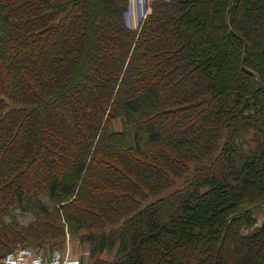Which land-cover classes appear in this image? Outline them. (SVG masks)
<instances>
[{
  "label": "trees",
  "instance_id": "16d2710c",
  "mask_svg": "<svg viewBox=\"0 0 264 264\" xmlns=\"http://www.w3.org/2000/svg\"><path fill=\"white\" fill-rule=\"evenodd\" d=\"M129 11L0 0V264H264V0Z\"/></svg>",
  "mask_w": 264,
  "mask_h": 264
},
{
  "label": "rangeland",
  "instance_id": "374dc122",
  "mask_svg": "<svg viewBox=\"0 0 264 264\" xmlns=\"http://www.w3.org/2000/svg\"><path fill=\"white\" fill-rule=\"evenodd\" d=\"M152 1L153 0H148L146 3L144 2V3L140 4L141 7H140V9L138 8L139 12H138L137 16L136 17H134V16L130 17V20L128 22L130 27H132L134 29H137L139 27L141 19H143V17H144L143 13L146 14V9L148 10L147 13L149 12L150 3ZM129 15H131V6H130ZM213 52H215V51H213ZM114 125H115V128L117 130L122 129V122L120 119L115 120ZM176 187L173 188L172 190H170L169 192H172L173 190H175ZM168 193L166 192V193L162 194L161 196L166 195ZM153 199H154V197H152L150 200L152 201ZM32 218H33V215L28 213V214H24V216L21 217L20 220L23 223H28L29 221L32 220ZM30 247L33 249H36L35 247H32V246H30ZM56 249L63 255H70L74 258H77L81 262V264H91L94 261V259H96V257L111 259V258H113V254H114V251L111 252L109 250V251L103 252L99 256L97 255L96 257H93L92 253H91L90 243L88 241H85V242L81 241L79 239V236H77V237L68 236L64 245H61V247L56 248ZM36 250L43 252L45 255L49 254L44 249H36ZM13 251L11 250L7 253H10Z\"/></svg>",
  "mask_w": 264,
  "mask_h": 264
},
{
  "label": "built area",
  "instance_id": "2783aa9c",
  "mask_svg": "<svg viewBox=\"0 0 264 264\" xmlns=\"http://www.w3.org/2000/svg\"><path fill=\"white\" fill-rule=\"evenodd\" d=\"M144 3V2H143ZM143 13L145 17L147 15ZM2 264H81V262L70 255H63L55 249L50 257L43 252L28 246H20L13 252L7 253Z\"/></svg>",
  "mask_w": 264,
  "mask_h": 264
},
{
  "label": "crops",
  "instance_id": "0c3cea01",
  "mask_svg": "<svg viewBox=\"0 0 264 264\" xmlns=\"http://www.w3.org/2000/svg\"><path fill=\"white\" fill-rule=\"evenodd\" d=\"M148 0H130V6H131V15L130 17L134 16L136 17L139 10L140 9V4H142L143 2H147ZM258 215L260 217V221H264V208L260 209L258 211Z\"/></svg>",
  "mask_w": 264,
  "mask_h": 264
},
{
  "label": "water",
  "instance_id": "95a60500",
  "mask_svg": "<svg viewBox=\"0 0 264 264\" xmlns=\"http://www.w3.org/2000/svg\"><path fill=\"white\" fill-rule=\"evenodd\" d=\"M264 225V224H263Z\"/></svg>",
  "mask_w": 264,
  "mask_h": 264
}]
</instances>
